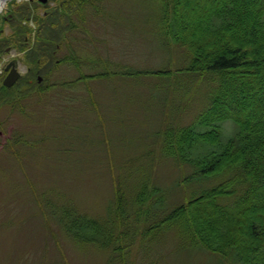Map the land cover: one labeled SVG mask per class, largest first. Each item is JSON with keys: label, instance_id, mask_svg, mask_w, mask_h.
<instances>
[{"label": "rangeland", "instance_id": "obj_1", "mask_svg": "<svg viewBox=\"0 0 264 264\" xmlns=\"http://www.w3.org/2000/svg\"><path fill=\"white\" fill-rule=\"evenodd\" d=\"M31 1L38 7L34 15L61 2L48 0L42 8L39 0ZM167 1L89 0L85 13L70 6L66 18L52 20L55 33L61 30L62 37L64 30L67 37L53 39L51 56L41 58L42 68L32 66L30 75L14 49L0 55V70L18 59L21 79L29 75L31 81L11 97L0 94V264H120L110 260L111 248L68 236L55 208L111 225L118 190L132 199L147 182L155 190L140 215L152 221L146 215L135 220L129 208L125 225L137 234L129 254L120 251L126 264H243L234 253L191 245L174 227L142 234L216 183L192 177L189 164L163 151L166 131L202 127L197 120L215 87L186 70L191 55L160 30ZM27 4L6 2L1 36L13 31L20 20L10 17ZM4 77L0 73V84ZM233 131L230 122H222L221 140Z\"/></svg>", "mask_w": 264, "mask_h": 264}, {"label": "trees", "instance_id": "obj_2", "mask_svg": "<svg viewBox=\"0 0 264 264\" xmlns=\"http://www.w3.org/2000/svg\"><path fill=\"white\" fill-rule=\"evenodd\" d=\"M87 3L89 0H61L46 10L41 6L44 10L38 15L33 14L38 7L24 5L10 17L20 21L7 37L1 36L0 29V55L14 49L22 54L28 74L32 66L42 68L41 58L46 55L49 59L53 52V39L67 37V31L62 30L60 37L61 30H53L66 18L64 10L70 12L72 6L85 13ZM58 10L60 14L54 16ZM67 21L65 28L69 29ZM160 30L191 55L188 72L215 83L209 107L197 120L196 126L202 127L166 131L163 151L189 164L194 170L192 177L216 183L174 208L160 224L146 227L142 234L147 238L162 226L174 227L191 245L224 256L234 253L243 264H264V0H208L206 4L201 0H168ZM29 75L10 89L0 84V94L9 93L11 97L21 85L31 86ZM222 122L234 127L226 141L221 140ZM192 155L197 158L190 160ZM154 190L149 191L148 182L144 183L132 199L118 190L111 225L100 224L68 207L55 208V215L68 236L85 243H101L111 248L110 260L126 264L125 251L137 234L125 225L129 208L135 209V220L145 217L140 209L147 201L152 204ZM146 221L152 219L146 215Z\"/></svg>", "mask_w": 264, "mask_h": 264}, {"label": "water", "instance_id": "obj_3", "mask_svg": "<svg viewBox=\"0 0 264 264\" xmlns=\"http://www.w3.org/2000/svg\"><path fill=\"white\" fill-rule=\"evenodd\" d=\"M3 1H6V0H3ZM40 1L44 2L46 0H40ZM17 66H18L17 61L13 60L5 68V71L8 72L6 78L3 81V85L5 87L7 88L12 87L16 83V81L19 79L20 73L17 71Z\"/></svg>", "mask_w": 264, "mask_h": 264}, {"label": "bare ground", "instance_id": "obj_4", "mask_svg": "<svg viewBox=\"0 0 264 264\" xmlns=\"http://www.w3.org/2000/svg\"><path fill=\"white\" fill-rule=\"evenodd\" d=\"M5 5H6V1L0 0V13L5 8Z\"/></svg>", "mask_w": 264, "mask_h": 264}, {"label": "flooded vegetation", "instance_id": "obj_5", "mask_svg": "<svg viewBox=\"0 0 264 264\" xmlns=\"http://www.w3.org/2000/svg\"><path fill=\"white\" fill-rule=\"evenodd\" d=\"M29 83L31 84V81H29Z\"/></svg>", "mask_w": 264, "mask_h": 264}]
</instances>
